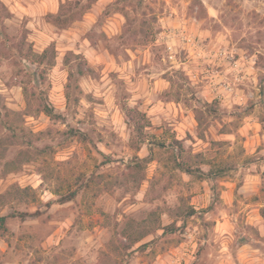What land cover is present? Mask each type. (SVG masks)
<instances>
[{
	"label": "rangeland",
	"instance_id": "1",
	"mask_svg": "<svg viewBox=\"0 0 264 264\" xmlns=\"http://www.w3.org/2000/svg\"><path fill=\"white\" fill-rule=\"evenodd\" d=\"M7 1L0 264H264V0Z\"/></svg>",
	"mask_w": 264,
	"mask_h": 264
},
{
	"label": "trees",
	"instance_id": "2",
	"mask_svg": "<svg viewBox=\"0 0 264 264\" xmlns=\"http://www.w3.org/2000/svg\"><path fill=\"white\" fill-rule=\"evenodd\" d=\"M93 2H95V0H86V3L82 5L79 0H65L63 3L60 4L57 13L47 15L46 20L56 29L64 30L68 28L72 23L77 21L80 15H82L84 11L90 8L91 3ZM0 6L3 10L6 11L5 7L1 3ZM45 52H47V50L43 53ZM78 73L80 75L83 74L81 68L78 69ZM41 106V112L44 115L52 119L58 118L53 108L49 106L46 102H43ZM70 199L71 198H69V200ZM261 217L264 218V212L261 213ZM0 230H5V217H0Z\"/></svg>",
	"mask_w": 264,
	"mask_h": 264
},
{
	"label": "crops",
	"instance_id": "3",
	"mask_svg": "<svg viewBox=\"0 0 264 264\" xmlns=\"http://www.w3.org/2000/svg\"><path fill=\"white\" fill-rule=\"evenodd\" d=\"M1 1H3V3H8V4H9V2H8L7 0H1ZM262 173H263V175H264V167L262 168ZM254 177H255V176H254ZM249 178H253V176H252L251 174L246 175V179L244 180L243 187L248 186L247 179L249 180ZM255 178H256V177H255ZM245 207H246L245 209H248L247 207H251V205L246 204ZM251 215H252V214H251L250 212H248V213L246 214L247 218L251 217ZM223 224H225V222H224ZM223 224H220V225H223ZM263 236H264V233H260V234H259V237H260V238L263 237ZM254 251H255V250H254Z\"/></svg>",
	"mask_w": 264,
	"mask_h": 264
}]
</instances>
